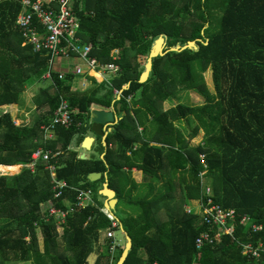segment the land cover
Returning a JSON list of instances; mask_svg holds the SVG:
<instances>
[{
  "label": "trees",
  "instance_id": "16d2710c",
  "mask_svg": "<svg viewBox=\"0 0 264 264\" xmlns=\"http://www.w3.org/2000/svg\"><path fill=\"white\" fill-rule=\"evenodd\" d=\"M21 8L20 0H0V106L18 103L21 93L45 80L50 68L46 51L23 45L16 27ZM74 8L80 37L93 45L91 55L107 63L119 49L121 72L109 81L89 76L85 90H73L76 75L67 73L60 79L53 72L51 84L33 97L36 116L31 123L16 125L10 111L0 112V163L11 165L3 167L11 170L15 164H29L39 147L59 152L50 160L57 166V177L91 190L94 204L69 214L59 235L56 221L43 220L40 212V203L53 197L46 164L39 162L34 172L24 167L18 174L1 176L0 264L11 260L90 264L93 253L98 255L96 264H118L123 249L111 261L110 240L101 242L112 223L99 198L105 178L120 200L129 185L137 187L124 167L142 169L151 181L159 172L169 178L165 176L166 184L156 194L130 196L132 211L124 219L116 213L118 205L112 211L132 240L123 264H264L243 255L227 235L197 249L195 239L207 226L183 207L186 199L202 197L200 154H205L215 202L264 224V0H75ZM160 37L165 38L164 50L189 41L197 47L157 56L149 78L141 83ZM208 69L213 90L204 76ZM186 91L198 94L203 104L180 102L179 94ZM62 98L73 111V123L59 126L56 139L46 141L40 126L52 119ZM171 98L178 103L163 110L164 101ZM118 103L125 114L108 133L106 144L97 135L99 153L80 158L71 144L77 136L80 146L91 131L93 104L116 109ZM143 118H148L149 126L141 133ZM201 130L202 144L191 147L189 140ZM179 171L177 194L172 174ZM92 172L102 176L91 181ZM76 195L75 189H68L56 203L64 207L66 199L73 202ZM161 205L167 218L160 221ZM235 236L256 242L264 232L255 234L248 226H239Z\"/></svg>",
  "mask_w": 264,
  "mask_h": 264
},
{
  "label": "built area",
  "instance_id": "2783aa9c",
  "mask_svg": "<svg viewBox=\"0 0 264 264\" xmlns=\"http://www.w3.org/2000/svg\"><path fill=\"white\" fill-rule=\"evenodd\" d=\"M74 1L20 0L22 8L16 18V27L24 38L23 45L31 46L35 52L46 51L50 55V68L43 75L45 79L52 81L53 72H55L53 64L56 58L75 56L81 58L84 65L78 63L66 72H57L60 79L64 78L67 73H72L79 77L88 78L90 76L97 78L99 81H109L121 72V66L118 63L121 59L120 50L115 49L112 61L107 63L91 55L93 45L83 42L79 35L80 20L74 8ZM115 93L121 94L118 90H115ZM14 123L16 125L20 124L16 120H14ZM72 123L73 111L68 100L62 98L52 119L49 122L42 123L40 130L44 140H54L57 137L59 126L69 127ZM57 155H59V152H52L39 147L32 153L31 162L24 165V167L30 168L34 172L39 162L42 161L46 164V169L51 177L53 197L40 203V212L43 220L54 219L56 221L57 232L61 235L68 215L84 209L89 204H94V200L91 190L70 186L65 179L57 177V166L50 162ZM200 159L204 166L203 171L200 173L202 197L193 200L195 206L190 204L185 206V211L188 214H198L202 223L207 226L197 235L195 239L196 248L201 249L205 245L217 244L227 235L240 245L243 255L264 262V238H260L256 242H245L235 236L239 226H248L253 233L259 234L264 232V224L254 222L248 214L239 215L235 208H226L215 202L213 188L205 181L207 173L205 154H200ZM4 166L10 167V165L0 163V177L12 174V171H5ZM68 189L77 191L75 200L72 202L66 199L64 207L58 206L56 202L64 196L65 191ZM102 210L112 223L111 227L106 230V237L110 239L109 251L113 256L119 245L114 233L120 227V223L112 211L105 207ZM113 260L114 257H111V261Z\"/></svg>",
  "mask_w": 264,
  "mask_h": 264
},
{
  "label": "crops",
  "instance_id": "0c3cea01",
  "mask_svg": "<svg viewBox=\"0 0 264 264\" xmlns=\"http://www.w3.org/2000/svg\"><path fill=\"white\" fill-rule=\"evenodd\" d=\"M72 67H70L69 69H71ZM69 69H67V70H55V72H59V71H64V72H66V71H68ZM54 70V69H53ZM77 78H79V76H77ZM80 82H79V86H72V88H73V90H85L89 85H90V82L88 81V79L86 78V77H83V76H80ZM45 79V78H44ZM45 80H48V79H45ZM48 81H50V83H51V80H48ZM28 88V87H27ZM24 92V91H23ZM23 92L21 93V96L20 97H23ZM185 93H187L188 95H193V92L192 93H190V92H188V91H186ZM184 94V93H183ZM183 94H182V97H183ZM196 94V93H195ZM195 94H194V96H195ZM180 95V94H179ZM197 97V96H196ZM201 98V97H200ZM185 99V98H184ZM20 101L18 102V103H14V104H11V105H3V106H0V112H3V111H6V110H8V111H10V113L12 114V117H13V120H16L17 122H19L20 124L19 125H21V124H29V123H31L34 119H35V112H36V108H35V105H33V111H34V115H32V116H29V117H27L26 119H24L23 118V116L22 115H20L21 113H25L23 110H21L22 109V101H21V99H19ZM179 101L181 100V99H178ZM178 100L177 99H173V98H171V99H168V100H166V101H164V103H163V105H162V109L163 110H167V109H169V108H171V107H174L177 103H178ZM201 101H202V98H201ZM201 104H203V101L201 102V103H198V104H192V105H201ZM93 108H98V109H106V110H110L111 108H105V107H102V106H100V105H97V104H93V106H92V109ZM125 114V112L124 111H122L121 110V108H120V110L118 111V110H116V115H117V117H118V122H119V120L123 117V115ZM142 121H144V125H140L139 126V132H143L144 131V128H146V127H148L149 126V121H148V118L147 119H145V118H143V120ZM117 122V123H118ZM116 123V124H117ZM116 124L115 125H113V126H108L109 128H111V130H110V132H112L114 129H115V126H116ZM176 125L177 126H183L184 125V123L182 122V123H179V122H177L176 123ZM109 132V133H110ZM126 134H131V132L130 131H126ZM108 135V134H107ZM87 136H92V137H94L95 138V140H94V142H93V144H92V147H91V149L90 150H86V149H84L83 147H82V143L80 144V146L77 144V141H78V137L77 136H75V138L73 139V141H72V144H71V148H73V149H75V150H77V151H79L80 153L82 152V153H85V155H86V158H89L91 155H93V154H98L99 153V150H98V139H97V135L96 134H94L92 131H88V133L86 134V136H85V138L87 137ZM84 138V139H85ZM203 139H204V131H200L199 132V134L196 136V137H194L193 139H191V140H189V144H190V146L191 147H196V146H198V144H200V143H202L203 142ZM102 141H103V139H102ZM83 142V141H82ZM103 144H104V142H103ZM151 144H155V143H151ZM128 154L130 155L131 154V152L130 151H128ZM105 155V152H103L102 154H101V157H103ZM5 165V164H4ZM20 165V166H19ZM11 166V165H10ZM19 167V169L20 168H24V164H15V167ZM19 169H18V171H19ZM5 170L7 171L8 169H6L5 168ZM124 170L127 172V173H129L130 175H131V178L135 181V183L137 184V187H135V188H132V186L131 185H129L126 189H125V191L127 192L126 194H125V197H124V199H126V198H129L130 196L131 197H134V196H136V195H144V194H146L147 192H148V194H151L150 192H154V194H156V193H158L159 191H161V189L163 188V186L166 184V183H164L165 182V176H167V174L166 175H164L163 174V172L161 173V172H159L158 173V179L156 180H150V178L149 177H147V178H145L146 176L144 175V173H143V171H142V169H139L138 167H133V168H131V169H128V167H124ZM16 171V170H15ZM18 171H16V172H18ZM166 173H170V172H168L167 170L165 171ZM172 174V173H171ZM170 175V174H169ZM173 175V179H174V181H175V183L176 184H178V188H179V183H180V175H181V172L179 171V172H177L176 174H172ZM102 176V175H101ZM169 178V176H167V178H166V180ZM106 179L107 178H105V181H106ZM105 181L102 183V188H103V186H104V183H105ZM142 186H146V190H144L143 188H142ZM176 187V186H175ZM101 188V189H102ZM151 189V190H150ZM131 190V193L129 194L128 192ZM175 193H177V194H179V189H177V191L175 190ZM174 193V194H175ZM116 197V196H115ZM179 200H180V198H178ZM99 200L102 202V204H103V206L105 207V203L107 202V198L103 195L102 197H100L99 198ZM178 200V201H179ZM194 199H191V200H188V199H186V201L183 203V201L181 200V204L183 203V207H184V209H185V206L187 205V204H189L188 202H191V203H193V205L195 206V203H194V201H193ZM193 201V202H192ZM120 202H121V200L119 199V198H117V203H116V206L117 205H119L120 204ZM122 204H123V202H122ZM121 204V205H122ZM178 205H180V201L178 202ZM179 208H180V206H179ZM180 210V209H179ZM128 211L129 212H131L132 210L131 209H129L128 208ZM167 218V216H166V213H165V208H164V205H161V207H160V209H159V211H158V219L161 221V220H165ZM118 231L117 230H115V233H114V235H115V239H116V241H118V243H119V245H118V247H117V249H116V251H115V256H116V254H117V251H119L120 249H124L125 248V245H126V237H127V234L123 231V233H124V237L122 238L121 236H119L118 235V233H117ZM39 236V235H38ZM110 239H108L107 237H106V230L104 231V233H103V236H102V239H101V242L102 243H104V242H106V241H109ZM97 258H98V255L97 254H95V253H93L91 256H90V258H89V263L90 264H96V260H97Z\"/></svg>",
  "mask_w": 264,
  "mask_h": 264
},
{
  "label": "water",
  "instance_id": "95a60500",
  "mask_svg": "<svg viewBox=\"0 0 264 264\" xmlns=\"http://www.w3.org/2000/svg\"><path fill=\"white\" fill-rule=\"evenodd\" d=\"M165 45H166V42H165L164 37H160L156 41L153 48L151 49V52H150L149 57L147 59V62L145 64V71L141 74L139 82L143 83L149 78V75H150V72H151L152 66H153V59L156 58L157 56H163L169 51L180 52V51L186 50L188 48H196L197 47L195 41H189L188 44H186L184 46H176V47H172L168 50H164ZM129 84L130 83H128L126 86H124L123 89L128 88ZM122 90L120 91V93L122 92ZM119 98H120V96L117 97V99H119ZM120 108H121V103L117 104L116 109H114V108H111L110 110L98 109V108L92 109V112H91V121H92L91 131L94 134L102 137L104 145L106 144L105 139L107 137V134L111 130V128H109L108 126H113L118 122L116 110L119 111ZM94 140H95L94 137L87 136L82 142V147L86 150H90ZM79 157L80 158H86V155H85V153L81 152ZM101 175L102 174L99 172H92L89 174L88 177L91 181H96L101 177ZM100 194L104 195L107 198V202L105 203V208L110 210V211H114L115 207H116V203H117V198L115 197L116 192L114 189L109 187L107 179L104 183L103 188L100 190ZM131 248H132V240L127 235L126 245H125V248L123 249V252L119 258L118 264L124 263V261L126 260L128 253L131 250Z\"/></svg>",
  "mask_w": 264,
  "mask_h": 264
},
{
  "label": "rangeland",
  "instance_id": "374dc122",
  "mask_svg": "<svg viewBox=\"0 0 264 264\" xmlns=\"http://www.w3.org/2000/svg\"><path fill=\"white\" fill-rule=\"evenodd\" d=\"M78 63L81 64V65H84V61L81 58H79V57H75V56H72L70 58L60 57V58H56L55 59L54 64H53V69L54 70H67L70 67H73L75 64H78ZM204 76H205L206 83H207L208 87L211 90H213L214 89V85H213L212 70L208 69L204 73ZM80 79H81L80 77L79 78L76 77V79L74 80L73 86H79L80 85L79 84ZM50 84L51 83L48 80H41L40 82H36L33 85H31V86H29L28 88L25 89V91L23 92V97H20V99L22 101V109L21 110H23L25 112V113H21L20 115H22L24 119H26L29 116L34 115L33 114L34 113V111H33L34 110L33 109V105H34L33 104V97H34V95L38 93V91L40 90V88L49 86ZM190 93H192V92H190ZM182 94H183V97H182ZM194 94L195 93L193 92V95L191 96V95H188L185 92H182L179 95V99H181L180 102L185 103V104H188V105L201 103L203 101V99L201 101L200 96L198 94H195V96H194ZM200 144H202V143H200ZM18 169H19V167H17V166L15 167L14 166L11 170L8 169L7 171H15V170L18 171ZM21 170H22V168L19 169V171H21ZM16 173L17 172H12V174H16ZM205 181H206L207 184H210V179L209 178H206ZM142 188L144 190H146V186H142ZM176 189H178V184H176ZM122 202H123V204H122ZM129 202H130V200L128 198L122 199L121 202H120V204L118 205V207L116 209L117 215L120 218H122V219H124V217L129 212L128 211V208L131 209ZM188 203L190 205H193V203H191V202H188ZM117 231H118L117 232L118 235L123 238L124 237V233H123V230L121 229V227ZM38 238H39V246H40V248H42V240H43V237H42V234L40 232H39ZM111 257H115V254L113 256H111ZM7 264H32V263L30 261L11 260V261H8Z\"/></svg>",
  "mask_w": 264,
  "mask_h": 264
},
{
  "label": "bare ground",
  "instance_id": "6f19581e",
  "mask_svg": "<svg viewBox=\"0 0 264 264\" xmlns=\"http://www.w3.org/2000/svg\"><path fill=\"white\" fill-rule=\"evenodd\" d=\"M20 166V165H19Z\"/></svg>",
  "mask_w": 264,
  "mask_h": 264
}]
</instances>
